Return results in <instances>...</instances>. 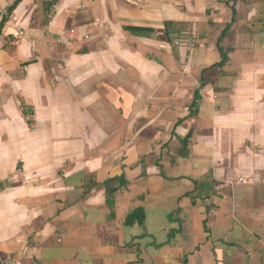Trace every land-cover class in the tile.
Wrapping results in <instances>:
<instances>
[{"label": "crops", "instance_id": "crops-1", "mask_svg": "<svg viewBox=\"0 0 264 264\" xmlns=\"http://www.w3.org/2000/svg\"><path fill=\"white\" fill-rule=\"evenodd\" d=\"M0 264H264V0H0Z\"/></svg>", "mask_w": 264, "mask_h": 264}, {"label": "built area", "instance_id": "built-area-1", "mask_svg": "<svg viewBox=\"0 0 264 264\" xmlns=\"http://www.w3.org/2000/svg\"><path fill=\"white\" fill-rule=\"evenodd\" d=\"M18 33H19V34H18V36L16 37V39L19 38V36L23 35V32H22V31H19ZM26 111L28 112L27 119H29V116H30V114H31L32 108L27 107Z\"/></svg>", "mask_w": 264, "mask_h": 264}, {"label": "trees", "instance_id": "trees-1", "mask_svg": "<svg viewBox=\"0 0 264 264\" xmlns=\"http://www.w3.org/2000/svg\"><path fill=\"white\" fill-rule=\"evenodd\" d=\"M15 7H16V4L9 9V13L12 12L15 9Z\"/></svg>", "mask_w": 264, "mask_h": 264}]
</instances>
